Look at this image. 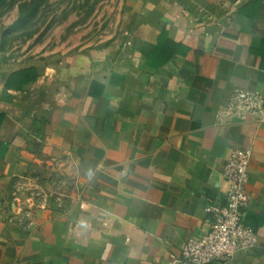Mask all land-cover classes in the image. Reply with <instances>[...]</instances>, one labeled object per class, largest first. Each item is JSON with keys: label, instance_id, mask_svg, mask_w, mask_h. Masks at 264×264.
<instances>
[{"label": "crops", "instance_id": "crops-1", "mask_svg": "<svg viewBox=\"0 0 264 264\" xmlns=\"http://www.w3.org/2000/svg\"><path fill=\"white\" fill-rule=\"evenodd\" d=\"M123 27L5 85L0 200L39 190L0 215V264H175L225 204L237 148L258 242L231 264H264V113L218 122L236 90L264 99V0H131Z\"/></svg>", "mask_w": 264, "mask_h": 264}, {"label": "rangeland", "instance_id": "rangeland-1", "mask_svg": "<svg viewBox=\"0 0 264 264\" xmlns=\"http://www.w3.org/2000/svg\"><path fill=\"white\" fill-rule=\"evenodd\" d=\"M131 0H0V99L17 71L33 73L53 58L118 41ZM39 189L26 180L0 200V215L25 208Z\"/></svg>", "mask_w": 264, "mask_h": 264}, {"label": "built area", "instance_id": "built-area-1", "mask_svg": "<svg viewBox=\"0 0 264 264\" xmlns=\"http://www.w3.org/2000/svg\"><path fill=\"white\" fill-rule=\"evenodd\" d=\"M264 99L258 92L236 90L220 109L218 122L246 121L261 117ZM250 148H237L228 154L224 177L228 184L225 204H208L206 212L211 218V228L200 238L190 239L181 250L175 264H231L239 252L256 247L257 232L245 225L244 216L249 206Z\"/></svg>", "mask_w": 264, "mask_h": 264}, {"label": "trees", "instance_id": "trees-1", "mask_svg": "<svg viewBox=\"0 0 264 264\" xmlns=\"http://www.w3.org/2000/svg\"><path fill=\"white\" fill-rule=\"evenodd\" d=\"M37 77L36 73H29L27 71L14 72L8 79L6 88L10 90H22L25 86L34 82Z\"/></svg>", "mask_w": 264, "mask_h": 264}]
</instances>
